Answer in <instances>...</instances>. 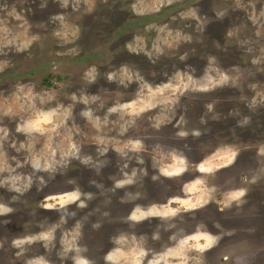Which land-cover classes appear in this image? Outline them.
<instances>
[{
    "label": "rangeland",
    "instance_id": "obj_1",
    "mask_svg": "<svg viewBox=\"0 0 264 264\" xmlns=\"http://www.w3.org/2000/svg\"><path fill=\"white\" fill-rule=\"evenodd\" d=\"M0 264H264V0H0Z\"/></svg>",
    "mask_w": 264,
    "mask_h": 264
}]
</instances>
